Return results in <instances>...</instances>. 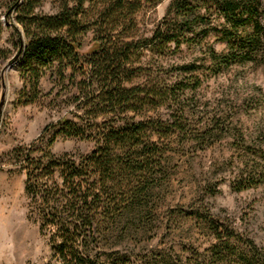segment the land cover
<instances>
[{"label":"trees","instance_id":"obj_1","mask_svg":"<svg viewBox=\"0 0 264 264\" xmlns=\"http://www.w3.org/2000/svg\"><path fill=\"white\" fill-rule=\"evenodd\" d=\"M50 1L53 12L43 0H0V32L11 30L0 65L18 54L15 104L45 101L64 111L8 153L25 173L29 212L49 247L46 264H264L263 248L204 209L185 213L206 237L201 251L122 244L150 230L174 157L228 135L244 140L235 108L200 114L192 100L207 74L264 64V0H169L148 33L140 16L162 0ZM184 51L188 59L177 61ZM58 138L93 146L54 154ZM254 148L239 189L262 180L264 150Z\"/></svg>","mask_w":264,"mask_h":264},{"label":"rangeland","instance_id":"obj_2","mask_svg":"<svg viewBox=\"0 0 264 264\" xmlns=\"http://www.w3.org/2000/svg\"><path fill=\"white\" fill-rule=\"evenodd\" d=\"M168 2L162 0L140 16L142 29L148 33L153 28ZM42 9L53 12L56 8L50 0H43ZM10 33L3 26L0 45L10 46ZM208 41L218 51L224 47L213 36ZM185 52L176 60L181 61L183 55L189 57ZM6 62L0 65V93L3 90L5 97L0 109V264H46L49 247L39 233L36 217L29 212L30 203L23 190L25 173L8 153L15 146L30 144L45 125L55 122L64 111L49 107L45 101L16 105L22 82L17 63L1 74ZM51 84L47 77L43 78L42 90L47 92ZM192 101L200 114L235 108L233 123L244 140L228 135L206 149H191L174 157L167 167L169 179L153 201L150 230L132 241L127 237L122 244L136 245L144 251L173 246L184 255L193 249L201 251L207 246L206 237L195 220L185 215L195 208L227 220L264 249V171L261 182L242 189L238 184L249 174V150H264V64L232 65L219 75L207 74ZM92 146L88 141L58 138L50 150L54 154L87 152ZM213 185L215 192L209 194Z\"/></svg>","mask_w":264,"mask_h":264},{"label":"water","instance_id":"obj_3","mask_svg":"<svg viewBox=\"0 0 264 264\" xmlns=\"http://www.w3.org/2000/svg\"><path fill=\"white\" fill-rule=\"evenodd\" d=\"M17 56H18V54H15L11 59H9V60L5 63L4 66H2L3 68H1V74L4 72L5 69L10 68V66L16 61ZM3 87H4V85H3V83H1V89H3ZM0 97H1V98H0V109H1L2 104H3V98H5V97H4V92H3V90H1Z\"/></svg>","mask_w":264,"mask_h":264}]
</instances>
